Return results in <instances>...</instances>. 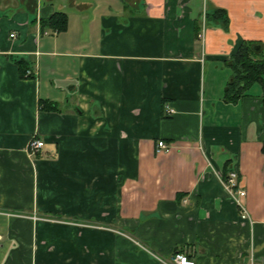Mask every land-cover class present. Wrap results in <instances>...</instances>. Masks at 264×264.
<instances>
[{
  "label": "crops",
  "instance_id": "crops-1",
  "mask_svg": "<svg viewBox=\"0 0 264 264\" xmlns=\"http://www.w3.org/2000/svg\"><path fill=\"white\" fill-rule=\"evenodd\" d=\"M250 41L264 0H0V264L264 260L261 90L222 100Z\"/></svg>",
  "mask_w": 264,
  "mask_h": 264
},
{
  "label": "trees",
  "instance_id": "trees-1",
  "mask_svg": "<svg viewBox=\"0 0 264 264\" xmlns=\"http://www.w3.org/2000/svg\"><path fill=\"white\" fill-rule=\"evenodd\" d=\"M65 24L66 16L63 13H55L47 20H40L41 30L50 29L59 32L65 29ZM255 44L256 42L251 41L242 42L235 54L224 64L231 71V78L225 86L222 98L227 104L236 103L254 84H258L264 106V57L260 55L261 53L255 52ZM26 64L24 60L16 61L21 77H25ZM42 107L47 106L43 104ZM262 151L264 154V143ZM228 173L229 168L225 165L222 172L223 180H226Z\"/></svg>",
  "mask_w": 264,
  "mask_h": 264
},
{
  "label": "built area",
  "instance_id": "built-area-1",
  "mask_svg": "<svg viewBox=\"0 0 264 264\" xmlns=\"http://www.w3.org/2000/svg\"><path fill=\"white\" fill-rule=\"evenodd\" d=\"M11 37H15L14 34H11ZM196 39L199 42L200 46L203 47L204 42H205V27L204 25L201 26L199 32L196 35ZM30 71L25 72V76H31ZM174 111L169 108L168 106H165L163 110V114L165 116H169L173 114ZM43 141L37 140V139H31L28 144V150L29 154L35 155L42 147H43ZM170 149V146L165 144L162 141L157 142L156 145V152H168ZM236 178L237 174L235 171L230 172L226 178V180H222L223 185L229 195L231 196L232 200L236 204L239 217L241 220H246L248 219V212L247 209L243 203L244 198L246 197V191L240 188H237L236 184ZM155 259L160 263V264H195L193 260H190L188 256L183 253V252H174L169 256L168 259H160L156 256H154ZM244 264H264V260L257 259L254 257L252 253L248 254L247 259Z\"/></svg>",
  "mask_w": 264,
  "mask_h": 264
},
{
  "label": "flooded vegetation",
  "instance_id": "flooded-vegetation-1",
  "mask_svg": "<svg viewBox=\"0 0 264 264\" xmlns=\"http://www.w3.org/2000/svg\"><path fill=\"white\" fill-rule=\"evenodd\" d=\"M254 50L257 53H261L260 55L264 57V48L259 43L255 44Z\"/></svg>",
  "mask_w": 264,
  "mask_h": 264
},
{
  "label": "rangeland",
  "instance_id": "rangeland-1",
  "mask_svg": "<svg viewBox=\"0 0 264 264\" xmlns=\"http://www.w3.org/2000/svg\"><path fill=\"white\" fill-rule=\"evenodd\" d=\"M221 64V63H220ZM226 68V67H225ZM227 70H228V72L231 74V71L228 69V68H226ZM228 83V82H227ZM227 83H226V85H227ZM225 85V86H226ZM252 88H258L259 90H261V88H260V86L258 85V84H254V86L252 87ZM224 89L225 88H223V94H224Z\"/></svg>",
  "mask_w": 264,
  "mask_h": 264
}]
</instances>
